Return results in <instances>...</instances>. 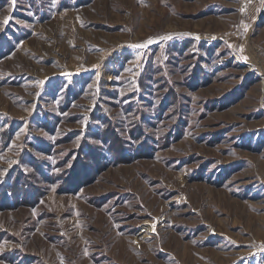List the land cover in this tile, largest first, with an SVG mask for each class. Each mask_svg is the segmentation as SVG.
Masks as SVG:
<instances>
[{
	"label": "rangeland",
	"instance_id": "obj_1",
	"mask_svg": "<svg viewBox=\"0 0 264 264\" xmlns=\"http://www.w3.org/2000/svg\"><path fill=\"white\" fill-rule=\"evenodd\" d=\"M0 264H264V0H0Z\"/></svg>",
	"mask_w": 264,
	"mask_h": 264
},
{
	"label": "trees",
	"instance_id": "obj_2",
	"mask_svg": "<svg viewBox=\"0 0 264 264\" xmlns=\"http://www.w3.org/2000/svg\"><path fill=\"white\" fill-rule=\"evenodd\" d=\"M81 172H82V170L81 171H77V174H81ZM90 174V173H89ZM15 186H16V184L13 186L14 188H15ZM17 190H18V192H17V194H18V196H17V200L19 201H21V199H22V193H23V189H22V187L20 186V182L17 184ZM27 192H29V191H27Z\"/></svg>",
	"mask_w": 264,
	"mask_h": 264
},
{
	"label": "snow or ice",
	"instance_id": "obj_3",
	"mask_svg": "<svg viewBox=\"0 0 264 264\" xmlns=\"http://www.w3.org/2000/svg\"><path fill=\"white\" fill-rule=\"evenodd\" d=\"M13 3H15V0H13Z\"/></svg>",
	"mask_w": 264,
	"mask_h": 264
}]
</instances>
